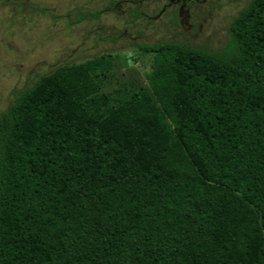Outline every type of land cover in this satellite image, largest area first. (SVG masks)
Returning a JSON list of instances; mask_svg holds the SVG:
<instances>
[{
    "label": "trees",
    "instance_id": "trees-1",
    "mask_svg": "<svg viewBox=\"0 0 264 264\" xmlns=\"http://www.w3.org/2000/svg\"><path fill=\"white\" fill-rule=\"evenodd\" d=\"M139 48L149 86L120 97L101 93L110 55L14 90L0 264H264V0L221 51Z\"/></svg>",
    "mask_w": 264,
    "mask_h": 264
},
{
    "label": "rangeland",
    "instance_id": "rangeland-1",
    "mask_svg": "<svg viewBox=\"0 0 264 264\" xmlns=\"http://www.w3.org/2000/svg\"><path fill=\"white\" fill-rule=\"evenodd\" d=\"M169 0H17L11 9L0 5V112L35 75L57 66L83 63L110 55L113 67L102 76L101 93L116 98L149 86L154 54L141 44L177 42L221 51L230 38L229 24L240 4L229 0L188 3L184 19L194 25L183 31L174 8L161 13ZM240 5V6H238ZM99 12L98 18L83 13ZM136 12L144 15L135 18ZM202 44L203 46H200Z\"/></svg>",
    "mask_w": 264,
    "mask_h": 264
},
{
    "label": "flooded vegetation",
    "instance_id": "flooded-vegetation-1",
    "mask_svg": "<svg viewBox=\"0 0 264 264\" xmlns=\"http://www.w3.org/2000/svg\"><path fill=\"white\" fill-rule=\"evenodd\" d=\"M231 3H237V4H240L241 2H246V5L243 6V7H238V11H237V14L236 16L240 13V11H242L248 4L251 0H229ZM12 2H17V0H0V5L2 7H6L8 9H11V3ZM197 2H200L199 0H169L168 3L163 7L161 13H165V11H167L168 8H171V7H175L174 8V14L175 15H178V22L176 20H172V24L173 25H177V26H180L183 31H193L195 29V26L194 25H191V24H188L187 20L184 19V13H185V9L188 5V3H191V4H195ZM240 6V5H238ZM88 13H95V12H88ZM140 13V12H139ZM144 15V13H140V17H142ZM228 17H232L233 19L236 17V16H233V14H230L228 13L227 14ZM233 21V20H232ZM231 24V23H230ZM230 24H229V30H230ZM200 46H203L202 44H200ZM60 66H57L54 71ZM53 71V72H54ZM39 75H44V74H40V73H35L34 76H32L27 82L26 84L30 83V82H33L37 76Z\"/></svg>",
    "mask_w": 264,
    "mask_h": 264
}]
</instances>
